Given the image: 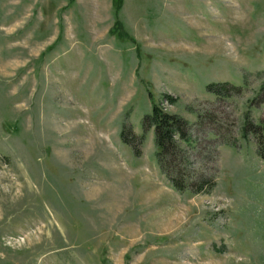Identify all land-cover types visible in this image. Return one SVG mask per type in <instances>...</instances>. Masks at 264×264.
<instances>
[{"label": "rangeland", "instance_id": "obj_1", "mask_svg": "<svg viewBox=\"0 0 264 264\" xmlns=\"http://www.w3.org/2000/svg\"><path fill=\"white\" fill-rule=\"evenodd\" d=\"M261 73L264 0H122L115 17L111 0H0V264H264ZM223 82L239 92L207 87ZM150 96L203 113L180 145L209 192L161 174Z\"/></svg>", "mask_w": 264, "mask_h": 264}, {"label": "trees", "instance_id": "obj_2", "mask_svg": "<svg viewBox=\"0 0 264 264\" xmlns=\"http://www.w3.org/2000/svg\"><path fill=\"white\" fill-rule=\"evenodd\" d=\"M113 7V15L115 17L120 8L122 0H111ZM112 32L126 36L120 30V24L117 19L112 25ZM264 73H261L262 82L259 87L260 99L264 100ZM208 89L215 92V96H222L229 92L238 93L240 87L228 85L226 82L217 84H208ZM162 98L166 99L170 104L173 103V98L168 94H163ZM203 113L200 112V115ZM197 113L195 124H188L181 116L165 111L159 103L152 100L150 96V111L145 114L141 120L143 133L152 130L153 142L155 146V158L161 174L167 179L169 185L176 191H187L190 193L209 192L215 184V176L212 173L187 171L184 168L188 164L186 149L180 145V142L190 144V133L193 127L198 128L201 125V116ZM203 119L205 115H203ZM247 125L252 126L256 130L250 120L246 119ZM264 129V123H263ZM123 142L129 143L132 146V151L135 156L140 155L143 134L140 136L134 135L128 127H125L121 132ZM257 153L261 159H264V130L256 134ZM195 146V145H194ZM193 146V147H194ZM215 170V168H214Z\"/></svg>", "mask_w": 264, "mask_h": 264}]
</instances>
